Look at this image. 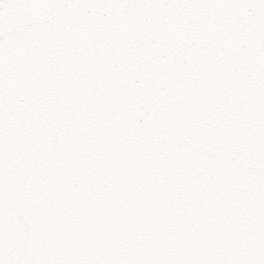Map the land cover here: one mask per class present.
Instances as JSON below:
<instances>
[{
    "label": "snow or ice",
    "instance_id": "obj_1",
    "mask_svg": "<svg viewBox=\"0 0 264 264\" xmlns=\"http://www.w3.org/2000/svg\"><path fill=\"white\" fill-rule=\"evenodd\" d=\"M0 264H264V0H0Z\"/></svg>",
    "mask_w": 264,
    "mask_h": 264
}]
</instances>
